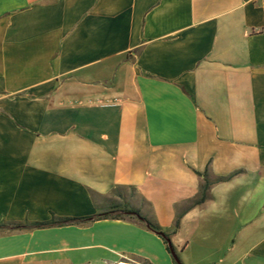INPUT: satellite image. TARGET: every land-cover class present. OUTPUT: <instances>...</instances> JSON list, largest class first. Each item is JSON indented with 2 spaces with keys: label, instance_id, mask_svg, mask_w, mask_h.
Instances as JSON below:
<instances>
[{
  "label": "crops",
  "instance_id": "obj_1",
  "mask_svg": "<svg viewBox=\"0 0 264 264\" xmlns=\"http://www.w3.org/2000/svg\"><path fill=\"white\" fill-rule=\"evenodd\" d=\"M263 2L0 0V223L117 189L182 264H264ZM172 258L134 219L0 229V264Z\"/></svg>",
  "mask_w": 264,
  "mask_h": 264
},
{
  "label": "trees",
  "instance_id": "obj_2",
  "mask_svg": "<svg viewBox=\"0 0 264 264\" xmlns=\"http://www.w3.org/2000/svg\"><path fill=\"white\" fill-rule=\"evenodd\" d=\"M203 183L200 190V196L196 202H201L205 198V191L209 186V182L206 178V173L202 174ZM114 195L117 197L115 199L108 200L106 208L98 211L94 214L82 216V217H52V219L40 222H17V223H0V229L7 230H23V229H34V228H46L52 226H62V225H72L87 223L99 219H134L142 224H144L148 229L155 232L165 243L166 250L170 253L169 245L172 247L169 239V232L163 231L161 227L153 220L147 218L143 215L139 209L130 205L129 201L126 199L125 195L121 193L120 190H115ZM179 225V216L176 217L173 225V230L175 231ZM159 232H163L164 236L160 235ZM173 248V247H172ZM173 259V258H172ZM175 264H182L178 258V262Z\"/></svg>",
  "mask_w": 264,
  "mask_h": 264
},
{
  "label": "water",
  "instance_id": "obj_3",
  "mask_svg": "<svg viewBox=\"0 0 264 264\" xmlns=\"http://www.w3.org/2000/svg\"><path fill=\"white\" fill-rule=\"evenodd\" d=\"M159 234L162 235V236H164V233H163V232H159ZM169 248H170V253H171L173 259H174L176 262H178V257H177V255H176L175 251L173 250V248H172L170 245H169Z\"/></svg>",
  "mask_w": 264,
  "mask_h": 264
},
{
  "label": "bare ground",
  "instance_id": "obj_4",
  "mask_svg": "<svg viewBox=\"0 0 264 264\" xmlns=\"http://www.w3.org/2000/svg\"><path fill=\"white\" fill-rule=\"evenodd\" d=\"M116 264H130L129 262H118Z\"/></svg>",
  "mask_w": 264,
  "mask_h": 264
},
{
  "label": "built area",
  "instance_id": "obj_5",
  "mask_svg": "<svg viewBox=\"0 0 264 264\" xmlns=\"http://www.w3.org/2000/svg\"><path fill=\"white\" fill-rule=\"evenodd\" d=\"M263 10H264V2H263ZM133 264H143V263H140V262H135Z\"/></svg>",
  "mask_w": 264,
  "mask_h": 264
}]
</instances>
